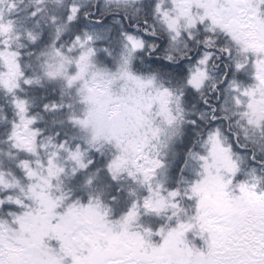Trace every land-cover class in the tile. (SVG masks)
<instances>
[{
    "label": "snow or ice",
    "instance_id": "obj_1",
    "mask_svg": "<svg viewBox=\"0 0 264 264\" xmlns=\"http://www.w3.org/2000/svg\"><path fill=\"white\" fill-rule=\"evenodd\" d=\"M0 264H264V0H0Z\"/></svg>",
    "mask_w": 264,
    "mask_h": 264
}]
</instances>
